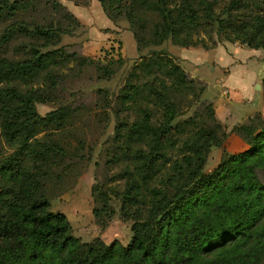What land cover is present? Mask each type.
<instances>
[{
  "label": "trees",
  "instance_id": "trees-1",
  "mask_svg": "<svg viewBox=\"0 0 264 264\" xmlns=\"http://www.w3.org/2000/svg\"><path fill=\"white\" fill-rule=\"evenodd\" d=\"M98 1L114 24L128 22L138 52L166 41L189 49L208 31L264 50V0H227L222 13L219 0ZM41 4L59 18L27 21ZM79 27L58 0H0V140L9 150L0 153V264H263L264 117L256 112L236 126L249 148L228 152L215 104L202 98L207 84L165 50L142 58L115 104H97L116 117V151L106 165L123 169L111 179L117 185L92 187L93 215L106 224L116 199L132 223L131 242H83L67 216L52 211L48 183L65 181L86 157L83 140L66 142L85 108L62 103L42 115L37 106L59 99L61 69L70 64L78 76L93 66L99 80H110L123 62L104 64L61 46ZM192 107L194 115L182 119ZM214 148L221 161L206 174Z\"/></svg>",
  "mask_w": 264,
  "mask_h": 264
},
{
  "label": "rangeland",
  "instance_id": "rangeland-1",
  "mask_svg": "<svg viewBox=\"0 0 264 264\" xmlns=\"http://www.w3.org/2000/svg\"><path fill=\"white\" fill-rule=\"evenodd\" d=\"M58 1L63 5L71 6L67 7L68 10H75L78 7L73 14L78 20L80 19L81 23V27L76 28V32L72 36L66 35L62 38L61 46H67L70 51L82 53L85 57L101 61L104 64L109 61H117L119 58L123 59V62L116 65L117 72L110 80H99L98 73L93 66L83 68V73L78 76L77 65L70 64L69 69H61L64 74L61 76V89L64 92L60 96L57 95L59 99L53 104L37 106L42 115L62 106V103L71 104L74 108H85L84 111L78 113V118L74 121L76 134L69 136L66 142L76 147L77 140H83L86 146V157L81 162L76 161L72 169L73 173L65 181L58 184L48 183L47 193L50 195L52 211L65 214L73 228V234L83 242H92L99 238L108 245L117 241L127 246L133 236L132 223L121 216L120 204L116 199L111 202L114 212L106 224L99 225L93 215L96 204L92 196V187L100 182L106 183L108 187L117 185L111 179L123 169V165L111 167L106 165L110 156L116 151L113 139L116 117L114 108L104 112L97 107V104L99 106L107 105L109 102L115 104L121 88L135 71L136 65H139L142 58L146 57L150 51L165 50L169 52L181 63L188 74L207 83L208 88L202 98L213 102H218L219 99L228 100L229 97L226 96L223 99L222 95L223 87L227 82H223L226 79L223 70L231 67L232 71H237V76L242 77L243 74L250 72L253 61L239 57L242 63L235 64L234 58L229 56L226 47H224L229 45V42L225 41L223 36L211 31L201 32L198 45L189 49L177 47L171 41H166L159 47L145 48L138 52L133 34L129 31L128 22L122 18L118 24H114L107 18L98 0H87L85 7L81 4L80 8L79 6L73 7L72 0ZM227 3V0H219L216 7L217 13H222V9ZM40 9L43 10L42 13L30 11L26 14L25 19L42 23L44 18L50 21L59 18L53 12L48 11L47 7L45 9L43 4ZM147 18L150 21L154 20L152 15H148ZM99 29L106 35H110L112 42L102 38L105 35L97 32ZM17 43H13L7 52L10 58H13V47ZM198 49L200 50L198 51ZM202 49L209 51L205 52ZM15 57L18 58V56ZM214 64L222 71H211L210 68ZM207 69L209 71H206ZM133 80L136 79L133 78ZM230 92H233L232 89ZM195 111L196 107L190 108L182 119L193 116ZM258 111L263 112L264 115V101L261 102ZM242 116L245 121L249 119L247 112H243ZM224 128L226 129L225 126ZM3 150V153L9 151L7 145L0 140V153ZM221 157L222 149L214 148L208 156L204 172L206 174L213 173L219 165ZM122 184L118 185L119 189H122Z\"/></svg>",
  "mask_w": 264,
  "mask_h": 264
},
{
  "label": "crops",
  "instance_id": "crops-1",
  "mask_svg": "<svg viewBox=\"0 0 264 264\" xmlns=\"http://www.w3.org/2000/svg\"><path fill=\"white\" fill-rule=\"evenodd\" d=\"M65 6L71 7L68 5H65ZM76 6L77 5L74 4L73 7H76ZM80 7L81 6H79V8ZM77 8L78 7H76L75 10ZM69 10L72 13L75 12V10H72V9H69ZM108 29L114 30L111 28H108ZM97 32H100L103 35H105V36H102V38H104L107 41L112 42L110 35H106L103 31H101V29H99ZM224 47H226L229 56L231 58H234L235 64L242 63V60L239 57H244V59H250L253 61V67L251 68L250 72L243 74L242 77L237 76V71L236 70L232 71L231 67L226 68V70L224 69L223 73L224 75L226 74L225 75L226 79L223 82H226V81L227 82L225 83V86L223 87L224 93L222 95H223V99L226 98V96H229L228 100L219 99L218 102L212 101L215 104V111H216L217 119L226 127V130L228 128L227 130L228 138L225 143V148L228 152L232 154H237V153L244 152L249 148L248 145L243 141V139L233 132V129L236 126L243 124L245 122V119L243 118L242 113L247 112L248 117H251L256 112H260L263 115V112L258 111V110L261 105V102L264 101V91H263L264 50H252L250 48L241 46L239 44H229ZM199 50L200 49H198V51ZM202 50H204L205 52L209 51L205 49H202ZM184 61H187V60L184 59ZM210 70L211 71H222L220 70V68L216 67L215 64L211 66ZM206 71H209V70L207 69ZM207 88H208V85H207ZM229 89L230 90L232 89L234 93L233 92L231 93ZM258 89H260V92H258ZM230 96H231V99L229 100ZM245 144L247 145L246 149H245V146H246Z\"/></svg>",
  "mask_w": 264,
  "mask_h": 264
},
{
  "label": "water",
  "instance_id": "water-1",
  "mask_svg": "<svg viewBox=\"0 0 264 264\" xmlns=\"http://www.w3.org/2000/svg\"><path fill=\"white\" fill-rule=\"evenodd\" d=\"M258 92H260V89H258Z\"/></svg>",
  "mask_w": 264,
  "mask_h": 264
}]
</instances>
